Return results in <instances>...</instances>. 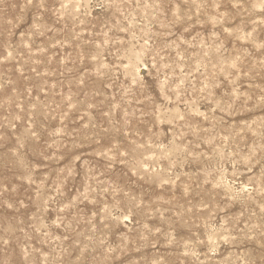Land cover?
Listing matches in <instances>:
<instances>
[{
  "label": "rangeland",
  "instance_id": "rangeland-1",
  "mask_svg": "<svg viewBox=\"0 0 264 264\" xmlns=\"http://www.w3.org/2000/svg\"><path fill=\"white\" fill-rule=\"evenodd\" d=\"M0 264H264V0H0Z\"/></svg>",
  "mask_w": 264,
  "mask_h": 264
}]
</instances>
